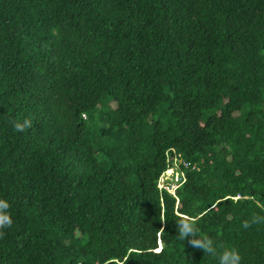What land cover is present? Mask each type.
Here are the masks:
<instances>
[{
    "label": "trees",
    "instance_id": "obj_1",
    "mask_svg": "<svg viewBox=\"0 0 264 264\" xmlns=\"http://www.w3.org/2000/svg\"><path fill=\"white\" fill-rule=\"evenodd\" d=\"M0 199V264H264V0H0Z\"/></svg>",
    "mask_w": 264,
    "mask_h": 264
},
{
    "label": "clouds",
    "instance_id": "obj_2",
    "mask_svg": "<svg viewBox=\"0 0 264 264\" xmlns=\"http://www.w3.org/2000/svg\"><path fill=\"white\" fill-rule=\"evenodd\" d=\"M32 126V120L25 118L22 122H16L14 127L17 131H25L27 128ZM175 188V187H174ZM10 205L6 200L0 199V229L11 227L12 220L8 212ZM264 222V217L254 215L251 222L244 221L242 224L243 228H248L251 224ZM161 224L166 226V217L161 218ZM162 226V229L165 227ZM178 236L182 240H188L189 244L194 247L207 252L210 255H217V250L213 245V241L207 236L201 237L198 229L196 228V221L194 218L189 216H181L177 223ZM0 236H3V232L0 231ZM156 253L159 254L163 251V246L155 249ZM242 257L238 250L235 248L224 249L219 253V264H241Z\"/></svg>",
    "mask_w": 264,
    "mask_h": 264
},
{
    "label": "rangeland",
    "instance_id": "obj_3",
    "mask_svg": "<svg viewBox=\"0 0 264 264\" xmlns=\"http://www.w3.org/2000/svg\"><path fill=\"white\" fill-rule=\"evenodd\" d=\"M171 169L173 170L170 174L168 175H162L160 180H159V185L162 186V185H169V190H172L174 189V187L176 186V180L179 179V176H180V173L178 171V166L177 165H174L173 167H171Z\"/></svg>",
    "mask_w": 264,
    "mask_h": 264
}]
</instances>
